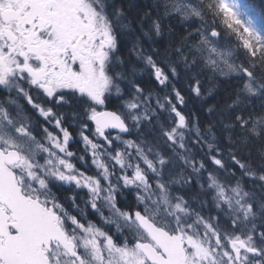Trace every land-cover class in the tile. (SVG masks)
I'll list each match as a JSON object with an SVG mask.
<instances>
[{"label":"snow or ice","instance_id":"snow-or-ice-1","mask_svg":"<svg viewBox=\"0 0 264 264\" xmlns=\"http://www.w3.org/2000/svg\"><path fill=\"white\" fill-rule=\"evenodd\" d=\"M0 264H264V0H0Z\"/></svg>","mask_w":264,"mask_h":264},{"label":"trees","instance_id":"trees-1","mask_svg":"<svg viewBox=\"0 0 264 264\" xmlns=\"http://www.w3.org/2000/svg\"><path fill=\"white\" fill-rule=\"evenodd\" d=\"M243 3L255 4L257 7L261 4L262 0H242Z\"/></svg>","mask_w":264,"mask_h":264}]
</instances>
